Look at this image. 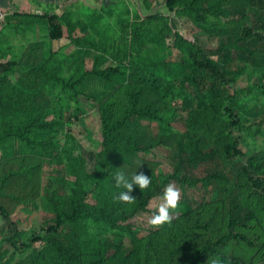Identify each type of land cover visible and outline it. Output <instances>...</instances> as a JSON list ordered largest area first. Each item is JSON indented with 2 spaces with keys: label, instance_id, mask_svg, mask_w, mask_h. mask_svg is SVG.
Instances as JSON below:
<instances>
[{
  "label": "trees",
  "instance_id": "16d2710c",
  "mask_svg": "<svg viewBox=\"0 0 264 264\" xmlns=\"http://www.w3.org/2000/svg\"><path fill=\"white\" fill-rule=\"evenodd\" d=\"M165 8L170 16L141 17L142 25L133 24V41H123L124 50L114 65L97 67L96 58L93 67L77 79L66 80L55 72V52L41 55L38 63L29 57L16 79L11 77L18 64H2L0 149L7 151L6 144L17 140L28 153L18 161L0 163V216L7 223L10 205L40 200L53 217L52 223L41 228L46 234L37 232L30 242L39 245L31 264H249L246 248H255L264 257V158L249 156L242 149L245 138L259 133L251 126L257 116L237 112L240 100L232 87L237 76H248L249 67L255 72L254 66L264 64L260 31L264 0H165ZM251 9L256 16L250 23L239 20L225 26L220 22L232 12L244 19ZM41 16L37 20L46 26L49 41L63 39L65 26L71 30V22L65 24L64 18L46 12ZM163 17L165 26L143 40V25L147 21L153 25ZM175 17L189 20L191 28L179 30ZM202 37L217 39V49L207 50ZM148 44L155 45L159 59L143 54L141 48ZM88 76L107 83L125 77L124 101H105L99 109L102 150L96 167L90 171L83 155L69 146L60 155L63 160H56L62 165L59 173L72 179L66 190L56 169L47 172L40 158L33 163L27 158L34 148L46 152L54 144L50 133L57 120L48 119L53 101L47 86L54 83L77 94L76 85ZM257 88L264 95V86ZM155 150L172 154L175 164L168 175L159 162L145 158ZM230 165H239L238 178L247 185V194L237 190L214 201L201 198L195 208L185 206L180 216L143 237L132 229L130 220L146 212L168 184L189 189L204 185L212 191L218 187L223 194ZM201 166L212 168L196 177L192 170ZM137 167L152 183L146 190L133 188V203L119 202L116 197L123 189L115 185L114 175L130 176ZM88 182L94 184L93 190L86 188ZM83 222L107 231L129 232L132 246L125 251L121 242L111 255L98 250L85 257L79 234L68 241L60 236V230ZM6 242L17 246L13 238Z\"/></svg>",
  "mask_w": 264,
  "mask_h": 264
},
{
  "label": "rangeland",
  "instance_id": "374dc122",
  "mask_svg": "<svg viewBox=\"0 0 264 264\" xmlns=\"http://www.w3.org/2000/svg\"><path fill=\"white\" fill-rule=\"evenodd\" d=\"M63 1L65 10L59 9L56 5H39L31 11L27 9V4L33 2L15 0V3H24L21 12H18L17 16H14L13 12L0 16V73L2 64L8 61L16 62L18 67L15 68V73L11 77L16 79L21 74L20 70L22 69L19 67L25 65L29 57L38 63L41 55L47 57L50 53L55 52L56 55L52 61L55 72L66 80L77 79L82 71L90 70L93 67L96 58H99L97 67L114 65L117 57L124 50L123 41H133L131 35L133 24H143L141 17L146 19L148 16L156 17L160 14L171 15L165 8V0ZM45 12L56 15L60 19L64 18L65 24L68 21L71 22L70 31H68L70 27H64L63 39L49 41L46 26L37 20L38 18L42 19L41 15ZM244 15L246 17L243 19L241 14L232 12L220 22L225 26L234 21L238 23L239 20L250 23L256 16L252 9ZM164 17L153 25H150L148 21L146 25H143V30L140 32L143 40L145 35L165 26ZM175 19L179 23V25L177 24L179 30L191 28L189 20L185 18L178 20L177 17ZM263 24L264 22L262 26ZM260 31L264 34V28ZM202 40L203 46L207 50L214 52L217 49V39L209 40L202 37ZM136 47L139 48V46ZM141 50L146 57L159 59L154 44H148L146 49L141 48ZM254 67L256 68L255 72L252 67H249L248 76L244 74L237 76L238 85L232 87L235 88L234 97L240 100L241 107L238 106L239 111L237 112L248 115L249 118L252 117L251 115L257 116L256 122L251 126L253 132L259 129V133L256 137L245 138L242 149L249 156L260 154L264 158V95L257 88L264 86V64L261 63ZM125 82L126 78L122 76L111 83L97 77H83L76 85L77 94L70 90L63 91L60 86L54 83L49 84L46 93L53 102L48 119L57 120L53 132L50 133V136L54 137V144L46 152L40 148H34L28 155L27 161L33 163L40 158L43 170L48 172L56 169L55 173L58 175V179H62L65 189L69 190L72 179L65 172L59 173L62 165L58 164L56 160H63L60 155L69 146L83 155L90 171L99 164L102 146L98 112L105 101H110V103L124 101ZM70 137L73 139L69 140ZM6 148L7 151L0 149V163L12 159L18 161L23 154L28 153L17 140L7 143ZM145 158L159 162L164 175L171 173L175 164L172 154L169 155L163 150H155ZM211 168L210 166H201L192 170V173L196 177H203ZM225 173L229 177V183L224 187L223 194H220L218 187L212 191L210 186L199 185L197 188L189 189L183 185L172 183L181 193L180 202L172 219L180 216L185 206L195 208L201 198L214 201L229 195L232 196L237 193V190L243 194L249 192L244 180L238 178L239 165L228 166ZM85 186L89 190L94 188V184L91 182L86 183ZM160 194L151 200L146 212H139L130 220L132 229L139 233L140 237L145 236L152 228L160 227L149 224L151 213L155 211V205L159 203ZM9 211V222L6 223L0 216V264H31L33 251L39 245L30 242L37 232L43 234L42 227H47L52 223V214L48 211L45 203L40 200H24L18 204L14 203L10 205ZM60 231V236L65 240L79 234V241L85 257L91 256L92 252L98 250H104L107 255H111L121 242L125 251L132 246V237L129 232L107 231L104 227L93 225L90 222H83L79 226L64 228L63 231ZM244 232L247 233V231ZM9 238H13V242L17 244L16 247H12L6 242ZM21 244L27 247L23 249ZM244 252L249 264H264V259H260L264 258L263 255L260 256L255 248H246Z\"/></svg>",
  "mask_w": 264,
  "mask_h": 264
},
{
  "label": "clouds",
  "instance_id": "9594fccd",
  "mask_svg": "<svg viewBox=\"0 0 264 264\" xmlns=\"http://www.w3.org/2000/svg\"><path fill=\"white\" fill-rule=\"evenodd\" d=\"M138 167L130 176L124 172H117L114 175L115 185L123 189L116 197L119 202L127 204L133 203L135 201V198L131 195L133 188H138L140 191L146 190L152 183L151 177L145 175L143 172L137 171ZM180 199V190L174 185L168 184L159 196V203L155 205V211L151 213L149 224L161 226L170 223Z\"/></svg>",
  "mask_w": 264,
  "mask_h": 264
},
{
  "label": "water",
  "instance_id": "95a60500",
  "mask_svg": "<svg viewBox=\"0 0 264 264\" xmlns=\"http://www.w3.org/2000/svg\"><path fill=\"white\" fill-rule=\"evenodd\" d=\"M38 4L43 6L56 5L59 9L64 10L63 0H34ZM18 7L12 3V0H0V16L5 15L8 12H16Z\"/></svg>",
  "mask_w": 264,
  "mask_h": 264
},
{
  "label": "crops",
  "instance_id": "0c3cea01",
  "mask_svg": "<svg viewBox=\"0 0 264 264\" xmlns=\"http://www.w3.org/2000/svg\"><path fill=\"white\" fill-rule=\"evenodd\" d=\"M29 1H31V2H33V3H31V4H27L28 6V8L27 9H29V10H34V8H36V7H39V5L40 4H38L36 1H34V0H29ZM12 3L15 5V6H17L18 7V10L16 11V12H21V10H22V7H23V5H24V3L22 2V3H15V0H12ZM34 4V5H33Z\"/></svg>",
  "mask_w": 264,
  "mask_h": 264
}]
</instances>
